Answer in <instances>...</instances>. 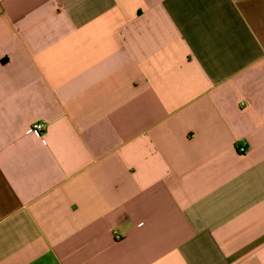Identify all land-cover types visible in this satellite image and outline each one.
I'll use <instances>...</instances> for the list:
<instances>
[{"label": "crops", "instance_id": "1", "mask_svg": "<svg viewBox=\"0 0 264 264\" xmlns=\"http://www.w3.org/2000/svg\"><path fill=\"white\" fill-rule=\"evenodd\" d=\"M0 264H264V0H0Z\"/></svg>", "mask_w": 264, "mask_h": 264}, {"label": "built area", "instance_id": "2", "mask_svg": "<svg viewBox=\"0 0 264 264\" xmlns=\"http://www.w3.org/2000/svg\"><path fill=\"white\" fill-rule=\"evenodd\" d=\"M45 131V124L43 122H35L28 129L29 134H35L37 136H42ZM242 152H245L243 148H241Z\"/></svg>", "mask_w": 264, "mask_h": 264}]
</instances>
